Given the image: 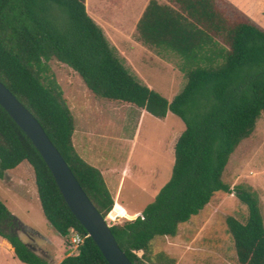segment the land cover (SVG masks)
Returning <instances> with one entry per match:
<instances>
[{
	"label": "trees",
	"instance_id": "16d2710c",
	"mask_svg": "<svg viewBox=\"0 0 264 264\" xmlns=\"http://www.w3.org/2000/svg\"><path fill=\"white\" fill-rule=\"evenodd\" d=\"M136 30L144 44L181 59L186 84L171 102L130 73L88 13L86 0H0V80L34 114L105 218L114 199L102 171L75 148L76 118L50 61L72 68L100 100L133 105L162 119L171 111L183 120L169 180L140 213L109 224L134 264H151L153 239L177 234L179 224L218 191L234 192L248 207L245 222L226 219L238 263L264 264L259 194L249 185L224 181L231 157L264 112V28L225 0L222 5L218 0H148ZM22 162L32 167L43 213L65 245L71 230L84 240L76 254L54 263L11 230L19 219L0 199V236L15 257L25 264H109L32 140L0 104V179ZM27 235L33 239L40 233L28 227Z\"/></svg>",
	"mask_w": 264,
	"mask_h": 264
},
{
	"label": "rangeland",
	"instance_id": "374dc122",
	"mask_svg": "<svg viewBox=\"0 0 264 264\" xmlns=\"http://www.w3.org/2000/svg\"><path fill=\"white\" fill-rule=\"evenodd\" d=\"M159 1L168 3V0ZM222 1L218 0L220 5ZM147 2L86 0V8L102 27L110 45L130 73L171 102L184 88L186 77L180 70L179 57L171 52L160 53L137 38V21ZM50 65L76 118L75 141L78 148L81 150V144L86 143L87 153L100 150L101 155L115 160L119 165L126 153H130L127 164H124L130 176L126 178L116 197L115 207L106 219L113 224L131 218L153 201L169 180L176 139L185 127L183 120L171 111L162 119L133 105L100 100L87 89L72 68L56 59L50 61ZM12 173L18 175L23 183L9 174L0 179V199L22 223L40 233L33 239L21 231L18 235L43 256H46L43 250L58 259L62 254H70L71 249L65 245L64 237L43 213L32 167L24 162ZM224 181L232 187L244 184L257 191L264 221V112L253 133L240 143L231 157ZM228 216L245 222L248 207L234 192L218 191L198 214L179 224L177 234L153 239L149 262L239 264L233 236L227 225ZM53 262L56 263V260ZM0 264L25 263L0 244Z\"/></svg>",
	"mask_w": 264,
	"mask_h": 264
},
{
	"label": "water",
	"instance_id": "95a60500",
	"mask_svg": "<svg viewBox=\"0 0 264 264\" xmlns=\"http://www.w3.org/2000/svg\"><path fill=\"white\" fill-rule=\"evenodd\" d=\"M0 104L32 140L51 170L67 205L84 226L89 236L96 242L109 264H134L120 247L107 219L84 191L69 164L43 126L1 80ZM6 175L7 173L5 177ZM28 227L19 220L14 233L18 234L21 231L27 235Z\"/></svg>",
	"mask_w": 264,
	"mask_h": 264
},
{
	"label": "crops",
	"instance_id": "0c3cea01",
	"mask_svg": "<svg viewBox=\"0 0 264 264\" xmlns=\"http://www.w3.org/2000/svg\"><path fill=\"white\" fill-rule=\"evenodd\" d=\"M225 1L230 2L233 5H235L238 9H240L245 14H247L256 24H258L259 26L264 28V0H225ZM73 143L75 145V148L79 152V154L85 160H87L90 164L96 166L97 168H99L102 171L105 182H106V184H107V186H108V188L112 194V197L114 199V207H115L116 197L119 196L120 191L124 185L126 178L128 176H130V171H128V169H126V166L124 165L125 163L127 164V161L130 158V153H126V156L124 157V161L119 165L118 163H116L115 160H113V159L109 160L108 157L101 155L100 150L97 152L87 153L85 151L86 150V148H85L86 143L81 144V150H80V148H78L76 141H75V132L73 134ZM121 156H123V155H121ZM22 163H24V162H22ZM12 170H9L7 172V175L9 174V176H11L13 178H18L20 180V183L22 184L23 183L22 179H20V177L18 175H15L14 173H12ZM114 207H113V209H114ZM113 209H112V211H113ZM124 210H122V214H125ZM140 212H138V213H140ZM134 216H132V217H134ZM26 242H28V241H26ZM0 244L5 246L12 253V255L15 256L13 248L7 239L0 236ZM67 250L68 249L65 247V251H67ZM43 252L46 253L45 257L51 259L52 261L56 260V263L60 262L66 256L65 254H62L61 257L58 259V258L53 257L49 251L43 250Z\"/></svg>",
	"mask_w": 264,
	"mask_h": 264
},
{
	"label": "built area",
	"instance_id": "2783aa9c",
	"mask_svg": "<svg viewBox=\"0 0 264 264\" xmlns=\"http://www.w3.org/2000/svg\"><path fill=\"white\" fill-rule=\"evenodd\" d=\"M84 240V236L76 231L71 230L69 234V245L68 247L71 249L70 254H76L78 252V247L80 244H82Z\"/></svg>",
	"mask_w": 264,
	"mask_h": 264
},
{
	"label": "flooded vegetation",
	"instance_id": "af4514ba",
	"mask_svg": "<svg viewBox=\"0 0 264 264\" xmlns=\"http://www.w3.org/2000/svg\"><path fill=\"white\" fill-rule=\"evenodd\" d=\"M16 226H17V223L13 226V227H11V230H15V228H16Z\"/></svg>",
	"mask_w": 264,
	"mask_h": 264
}]
</instances>
